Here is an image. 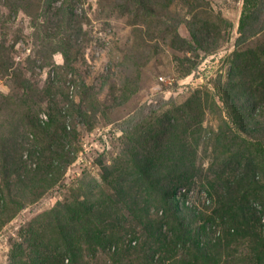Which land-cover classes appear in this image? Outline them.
I'll use <instances>...</instances> for the list:
<instances>
[{"label":"rangeland","instance_id":"1","mask_svg":"<svg viewBox=\"0 0 264 264\" xmlns=\"http://www.w3.org/2000/svg\"><path fill=\"white\" fill-rule=\"evenodd\" d=\"M259 1L0 0V264H264V30L234 44Z\"/></svg>","mask_w":264,"mask_h":264},{"label":"trees","instance_id":"2","mask_svg":"<svg viewBox=\"0 0 264 264\" xmlns=\"http://www.w3.org/2000/svg\"><path fill=\"white\" fill-rule=\"evenodd\" d=\"M264 30V0H260L258 3V6H256L253 10H247L244 11L243 14L240 17L239 25H238V35L235 39V46L240 47L247 42H249L253 37L257 36ZM158 99L155 103H147L140 107L139 111L134 114L131 118L127 119L125 122H123L120 126H118V130L124 135V137H127L130 133H132L134 130L142 127L145 125L146 121L152 118L160 109L167 105H171L173 103V99H165L163 96ZM191 101H187L184 104L185 111H189V108H191ZM170 126V123L168 124V128H170V131L172 130ZM196 126V125H195ZM195 126L192 130V133L189 134L190 138L192 139V135H196ZM183 128V127H182ZM187 128H183L182 131H186ZM177 151L174 153L176 155V159H178L180 162V165L185 164L186 161L184 157V150L181 148L185 145L184 143L178 141ZM255 147V146H254ZM189 148V146H188ZM180 151V152H179ZM261 156V153H260ZM264 159V158H263ZM262 159V160H263ZM177 165V164H176ZM175 165V166H176ZM179 165V166H180ZM164 168V169H163ZM162 170H166V175L174 174L175 177L180 178V180L184 177V175H187L188 171L190 170V167H163ZM152 170H141V177L142 181L140 184L143 186V190L146 194H150L153 200L157 201L159 204V207L164 209V217H167L170 221L171 228L170 231L177 237L184 236L182 243L187 244L190 240V244L196 243V235L194 233L188 231V229L184 228V224L182 221H179L178 214L181 212L179 209H175V193H169V188L166 186H161L158 184L157 180L154 179L157 172H159L158 167L153 168L150 167ZM164 174V173H163ZM179 186V185H178ZM174 192V191H173ZM180 211V212H179ZM179 212V213H178ZM181 215V213H180ZM193 217H195L193 215ZM174 229V231H173ZM183 231V232H182ZM175 232V233H174ZM187 232V233H186ZM191 236V238H190ZM68 247V246H66ZM195 248V252L199 253L200 250L197 247ZM68 249V248H67Z\"/></svg>","mask_w":264,"mask_h":264}]
</instances>
